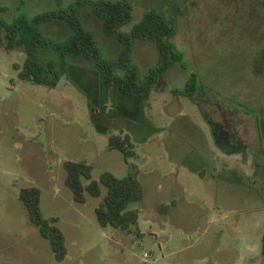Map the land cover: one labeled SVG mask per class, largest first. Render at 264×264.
Listing matches in <instances>:
<instances>
[{"label":"rangeland","instance_id":"1","mask_svg":"<svg viewBox=\"0 0 264 264\" xmlns=\"http://www.w3.org/2000/svg\"><path fill=\"white\" fill-rule=\"evenodd\" d=\"M84 1L0 0V22L76 7L102 57L117 60L121 43ZM129 1L132 16L119 31L131 34L155 9L173 19L169 40L182 55L145 101L122 92L105 100L97 63L62 57L56 48L71 34L64 22L40 25L53 45L39 59L61 71L55 88L21 80L15 64H24L25 50L0 47V264H264V37L251 16L257 0ZM159 63L156 43L135 38L131 64L140 79ZM115 73L126 69L115 66ZM192 74L197 84L188 93ZM121 132L134 143L128 161L108 144ZM68 160L93 164L97 181L107 171L125 177L130 163L139 167L144 195L129 204L139 211L131 233L99 224L95 210L106 188L75 202L65 183ZM28 186L41 189L44 217L59 218L68 250L61 262L20 200Z\"/></svg>","mask_w":264,"mask_h":264},{"label":"trees","instance_id":"2","mask_svg":"<svg viewBox=\"0 0 264 264\" xmlns=\"http://www.w3.org/2000/svg\"><path fill=\"white\" fill-rule=\"evenodd\" d=\"M82 3L92 6L93 13L102 21L104 33L121 43L119 58L109 61L102 57L96 37L85 28L78 8L61 9L37 15L31 20L21 17L12 23L0 22V47L8 51L23 48L26 52L24 64H15L19 78L50 88L58 85L61 71L56 63L39 59L41 49L53 45L46 39L40 25L50 21L64 22L71 29V34L64 42L55 44L56 48L62 57L70 55L97 63L105 100H114L121 92L137 95L142 101L149 99L159 77L170 69L175 61H182V55L169 40L175 33L173 19H167L155 9H149L132 33L126 34L119 31V27L131 19L133 7L129 0H85ZM135 38L155 42L160 54V63L150 69L144 80L140 79L139 68L131 64ZM115 66L125 68V76L115 73ZM196 84L197 76L192 74L187 84V92L192 93ZM108 144L110 149L120 151L126 161L136 155L134 143L130 136L123 132L111 135ZM64 168L66 186L72 191L77 203H85L87 195L100 197L103 187L106 188L107 193L95 210L102 227H112L127 233L133 231V227L138 224L139 211L129 209V204L141 200L144 195L139 180V167L135 163H130L125 177L119 178L107 171L101 175L99 181L93 179L94 166L87 160H68L64 163ZM20 200L29 213L31 223L50 243L55 259L63 261L68 255L66 236L58 225V217H44L40 206L41 189L37 186L22 188ZM168 207L163 206L165 209ZM262 254L264 256V235Z\"/></svg>","mask_w":264,"mask_h":264},{"label":"flooded vegetation","instance_id":"3","mask_svg":"<svg viewBox=\"0 0 264 264\" xmlns=\"http://www.w3.org/2000/svg\"><path fill=\"white\" fill-rule=\"evenodd\" d=\"M256 6L257 7L255 8V14H253L251 16H253V20L256 21L257 26L255 27V29H256L257 37H259L258 34H260V36L264 37V25H263L264 16L262 13V11H264V0H257ZM223 138H225V137H223Z\"/></svg>","mask_w":264,"mask_h":264}]
</instances>
